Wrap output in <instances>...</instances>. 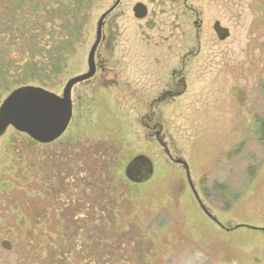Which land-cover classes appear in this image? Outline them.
I'll use <instances>...</instances> for the list:
<instances>
[{"label": "rangeland", "instance_id": "1", "mask_svg": "<svg viewBox=\"0 0 264 264\" xmlns=\"http://www.w3.org/2000/svg\"><path fill=\"white\" fill-rule=\"evenodd\" d=\"M116 2L92 0L83 40L46 90L62 96L88 72L97 24ZM139 3L144 19L133 13ZM216 22L229 31L224 41ZM104 35L96 73L73 88L72 119L57 141L39 144L11 127L0 138V264H89L105 240L102 224L83 222L91 207L81 181L86 196L107 187L120 195L118 226L134 223L151 242L148 264H264V0H121ZM141 155L154 174L133 184L125 170ZM77 166L90 174L75 177ZM130 239L123 254L138 257ZM70 244L80 254L57 260Z\"/></svg>", "mask_w": 264, "mask_h": 264}, {"label": "trees", "instance_id": "2", "mask_svg": "<svg viewBox=\"0 0 264 264\" xmlns=\"http://www.w3.org/2000/svg\"><path fill=\"white\" fill-rule=\"evenodd\" d=\"M0 1V100L5 94L20 87L54 88L68 58L76 53L77 45L83 40L92 0H70L65 5H56V9L50 0H10L8 5L3 4L5 0ZM257 123L259 134L264 141V118L258 119ZM98 166L106 167L105 164L99 163ZM83 167L72 168L75 177L81 173L84 176L90 174L89 169L85 170ZM98 180L97 183H88V186H98ZM81 182L77 186L81 190L80 198L84 202L87 199L86 204L91 207L86 210L88 216H83V222L86 220L85 225L89 229H94L96 223L102 224L105 240L100 245H94V252L102 255L101 259L96 260L92 256L94 252H89L87 257L89 264H148L146 257L154 252L151 242L149 243L134 223H129L125 227L123 224L118 226L115 212L120 211V206H117V197L120 195L107 187L105 189L107 195L103 197H96L93 193L86 196V182ZM105 185L113 187L110 181L102 184ZM238 199L239 197H235L232 204ZM74 218L76 221L80 219L77 216ZM63 220L68 221L66 217ZM94 232L97 233L95 230L92 234ZM130 238L136 239L134 243H139L138 257L123 254L124 244L129 242L127 249L133 245ZM99 241L101 242V239ZM60 249L63 251L60 256L57 255V260H62V256L66 258L70 256L66 254L75 253L78 256L81 250L74 244Z\"/></svg>", "mask_w": 264, "mask_h": 264}, {"label": "water", "instance_id": "3", "mask_svg": "<svg viewBox=\"0 0 264 264\" xmlns=\"http://www.w3.org/2000/svg\"><path fill=\"white\" fill-rule=\"evenodd\" d=\"M121 0L113 5L99 20L96 29L95 43L88 58V72L82 76L71 79L63 90L62 96L36 86H25L13 90L0 105V138L9 127L17 132L27 135L33 141L48 145L57 141L67 130L73 115L72 90L80 83L90 80L96 73V54L104 40V26L109 15L119 6ZM135 18L144 19L147 9L143 4H137L133 9ZM214 31L219 40L224 41L229 37V31L219 22L214 25ZM163 148H166L162 140H158ZM169 155V152L166 151ZM182 165L187 173V179L191 190L204 213L217 225L224 229L215 217L203 205L192 183L189 167L181 160L176 161ZM154 174L153 162L146 156H137L130 161L125 170L127 180L133 184L148 182ZM241 227H237L239 229ZM248 229L250 227H247ZM256 230L255 228H250ZM264 231V230H263ZM3 248L11 250L7 241L3 242Z\"/></svg>", "mask_w": 264, "mask_h": 264}, {"label": "flooded vegetation", "instance_id": "4", "mask_svg": "<svg viewBox=\"0 0 264 264\" xmlns=\"http://www.w3.org/2000/svg\"><path fill=\"white\" fill-rule=\"evenodd\" d=\"M105 25H106V22H105ZM105 27V26H104ZM104 30V29H103ZM105 36V35H104ZM104 40H105V37H104ZM104 40L102 41V42H104ZM102 44V43H101ZM96 56H97V54H96ZM97 59V58H96ZM101 67H102V65H100ZM155 135L157 136V137H159L158 136V132L157 133H155Z\"/></svg>", "mask_w": 264, "mask_h": 264}]
</instances>
